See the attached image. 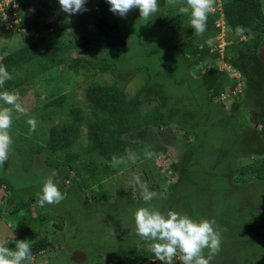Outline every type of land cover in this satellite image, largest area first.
Returning <instances> with one entry per match:
<instances>
[{
    "label": "rangeland",
    "instance_id": "1",
    "mask_svg": "<svg viewBox=\"0 0 264 264\" xmlns=\"http://www.w3.org/2000/svg\"><path fill=\"white\" fill-rule=\"evenodd\" d=\"M39 1L43 5L37 12ZM215 1L218 4L216 6L215 2L210 12L219 11L218 5H221L224 0ZM260 1L264 14V0ZM26 4L29 17L34 14V11L36 12L34 18L40 27L36 31V36L47 33V31L50 32L49 30L56 27V25L45 27L44 24L49 22L57 24L59 37L68 47L66 53L69 52V56L76 57L78 53L75 49L79 46L84 49V45L88 42L87 38H89L91 42L95 41L91 44L88 42L83 56L91 55L90 57L95 61H99L108 52L111 55L118 54L121 58L123 57L124 68L121 71L120 84H122L126 95L133 96L140 88H144L142 97L154 100L141 104L142 112L160 103L165 119L169 122L170 140L173 138L182 139V133L189 130L187 138L189 137L190 141L186 144L185 155L187 156L186 160H190L192 154L195 156L194 166H192L195 178L201 180L213 169H217L214 173L218 175L223 174V170H227L228 163L219 161L217 153L228 156L230 151L231 155H237L241 152L250 153L259 148L263 150V147L258 145L254 139V130L259 126L254 124L249 116H245L246 107H240L238 113L236 110L238 121L231 122L230 126L224 125L214 117L213 104L212 107H206L205 104L201 107L196 103V100L199 101L201 94L204 93L203 89L200 90L196 87L199 84L197 79H193L194 82H191L196 88L195 91L187 85L178 87L182 86V83L178 84L176 77L180 82L186 80L187 77L178 75L173 68L175 56H177L176 50L181 48V42L184 40L183 32L187 31L190 35L194 32L193 28L187 26L189 15L178 14V4L163 8L160 6L157 16L149 22L139 18L138 9L131 10L126 17L112 13L107 0H86V10L73 15L63 12L58 0H26ZM101 16L119 23L123 27L122 29L129 31L130 36L126 39L124 47L118 50L107 48L106 42H102L101 33L95 23V19ZM23 17L25 21L28 19L25 15ZM3 23L5 26L0 27V53L10 52L31 38L27 33L23 35L16 31L18 28H15L11 17L6 18ZM223 23L221 18L215 22V25L219 27V32L208 40L211 52L218 49L221 53L227 44L234 41V38L244 40L243 35L237 37L235 33L226 29ZM25 31L26 29H23V32ZM257 37L258 40H254L257 42L258 48L264 37ZM222 58H224V53L220 55L216 65L207 59L195 66H190L189 68H193L188 70V73L191 71L193 75L197 70L203 74L211 70L213 65L217 71L225 70L229 78L226 91L213 99L212 102L219 105L222 112L229 114L234 110L235 103L242 101L246 82L249 79L253 81L258 76H264V71L261 73L259 68L254 70V67L252 69L250 66V75L247 76L240 70L244 66L241 61H237V65L233 66L226 60L222 61ZM258 58L260 59L259 55ZM131 60H134V63ZM194 63L195 60L192 58L191 65ZM27 69L31 70V68ZM70 70L65 65L50 69L49 72L25 81L21 87L13 91L17 94L25 113L13 111V124L10 130L13 151L9 154L7 162L0 167V178H5L9 184L6 186L0 183V239L10 237L11 233L17 240H28L29 243L40 238L49 239L53 247L50 250H44L38 257H33L29 264H109L108 259L120 257L118 249L120 252H131L137 245L132 212L136 207L147 206L141 196H137L140 192L134 186L133 177L140 176L146 182L141 168L143 166L146 169L150 168L151 174L161 173L165 180H176V176L170 174L168 169L172 161L170 152L175 154L179 149L177 146L173 147L174 144L161 139V149L163 148L168 153L167 155L162 152V155L146 157L143 152H140L134 163L128 161L127 158L122 163L114 161L112 164L118 166L116 173L105 178L100 185L93 186L88 190L85 188L79 190L78 183L70 182V180L64 181L63 174L60 175V179L64 182L61 184L59 175H55L54 181L60 191L65 193V199L59 204L41 206L38 203L36 194L40 191L43 181L59 169L55 168V159L50 155L47 156L48 152L45 146L49 135L48 129L59 119L62 121L72 102L84 110L85 105L87 106L85 88L89 82L112 84L114 80L118 81L117 75H113L110 71L87 79L82 74H76L73 68ZM78 72H84V70L79 69ZM117 83L119 84V81ZM230 83L233 84L231 89L229 88ZM258 88L255 89L258 95L257 100L264 97V83L261 88ZM60 94L66 96L62 104H66L65 110L52 115L51 120L47 116V112L44 114L43 104ZM254 99H252L253 104L255 103ZM0 106L5 105L0 102ZM84 112L86 111L84 110ZM29 119L36 121L35 131H32L28 124ZM251 121L253 130H251ZM190 122L195 123L193 129ZM195 132L202 139L199 145H195L193 142ZM80 135V138L75 141L74 148L86 144L85 125L81 126ZM146 137L151 139L155 136ZM150 143L152 145L146 147L148 153L152 148L158 147L157 142ZM262 144L264 145V141ZM129 152L133 153L131 150ZM55 156L57 157V154ZM46 158H48L50 166L42 162ZM248 159V156L242 155L237 159V163L244 164L249 161ZM232 163L233 161L230 159L231 166ZM231 166L230 168H232ZM80 173L84 174V171ZM71 178H77L73 172H70ZM263 186L264 181L250 180L236 187V195L232 199L238 206L246 207V213L249 212L250 215V218H248L249 215L245 217L243 221L245 225L252 226L253 217L251 214L256 213V208H260V205L264 206ZM4 187L9 190L6 191ZM130 187L131 191L128 194L127 189ZM156 198L155 196L154 199ZM205 198L200 191H193L192 204L197 218H204L199 211L201 205L199 201ZM110 205L117 208L109 209ZM13 207L15 208L13 209ZM164 207L161 211L168 210ZM175 211L178 212V210ZM60 224L63 225L62 230L58 229ZM216 224L218 223L216 222ZM7 246L14 248L15 244L10 241ZM146 246L148 247V245ZM205 252L208 250L204 251V256L207 258ZM132 264H162V262L155 257ZM175 264H179V261H176Z\"/></svg>",
    "mask_w": 264,
    "mask_h": 264
},
{
    "label": "trees",
    "instance_id": "2",
    "mask_svg": "<svg viewBox=\"0 0 264 264\" xmlns=\"http://www.w3.org/2000/svg\"><path fill=\"white\" fill-rule=\"evenodd\" d=\"M13 1L17 4V7L12 5ZM13 1L5 6L7 14L13 13L18 17L20 20L15 25V28H18L16 31L23 33V35L27 33L31 38L10 52L0 53V64L5 65L13 77V79L6 82L5 89L13 92L21 87L25 81L62 65H65L69 71L73 68L76 74H82L87 79H92L94 75L97 76L110 71L113 75H117L119 81V84L115 80L112 84L89 82L85 88L87 106L85 105L84 110L86 112L73 102L71 105L69 103L70 107L68 106V111L62 121L59 119L57 123H54L48 129L49 135L45 147L48 152L47 156L53 157L55 168H59L55 172L56 175H59L58 178L60 179V175L63 174L64 181H73V183H78L79 190L82 188L88 190L93 186L100 185L105 178L114 175L118 166L116 167L112 163L119 158L126 159L130 150L137 154L138 158L140 152H143L144 155L148 153L146 147L152 145L150 142H157L158 147L151 149V155L156 156L162 152V154L167 155L168 153L163 148V150L161 149V139L172 143L174 144L173 147L177 146L179 149L175 154L170 152L172 161L168 170L170 174L176 176L175 181L165 180L161 173L151 174L150 168L141 167L146 183L150 190L156 193L157 197L150 201L147 206L160 210L165 206L164 208L168 210H178V212L187 214L193 219H199L200 217L195 216L192 195L193 191H200L203 197L206 198L199 201L201 203L199 211L204 218L215 221L214 227L217 226L216 229H219L221 236L219 253L211 257L212 263L210 264H264V206L260 205L259 213L256 210V213L251 214L253 217L252 226H248L243 221L249 215V212L246 213V207L238 206L236 201L232 199L236 195L235 191L238 185L250 180L264 181V145L262 144V141H264V97L257 100L258 95L255 92V89L257 90L258 86L261 88L264 83V76L261 75L253 81L249 79L246 82L242 101L236 102L234 110L229 114L222 112L219 105L212 102L213 99L225 93L226 85L229 82L225 70L217 71L213 68L216 61L220 59L221 54L224 53L222 61L226 60L227 63L233 66L237 65V61H241L244 66L240 70L244 75H250V66H252V69L254 67V70L259 68L261 73L264 71V63L258 58L257 42L252 38L255 36L264 37V14L261 1L224 0L221 4V10L209 12L207 30L204 34L199 36L195 31L191 35L187 31L183 32L184 40L181 42V48L176 50L177 56H175L173 68L178 75L187 77L186 80L180 82L178 77L175 76L178 84L182 83V86L178 87L187 85L195 91L196 88L191 82H194L193 79H197L199 84L196 87L204 91L201 94V99L196 100L198 106L203 107L205 104L206 107H212L213 104L216 120H220L224 125L229 126L231 122L238 121L235 112L237 110L238 113V109L243 106L246 107L245 116H249L253 123L259 126L254 130V139L258 145L263 147V150L259 148L250 153L241 152L237 155H231L230 151L228 156L217 153L218 160L228 163L229 167L227 170H223L221 175L214 173L217 169H213L201 180L195 178V173L192 172L194 154H192L190 160H186V144L190 141L189 137L187 138L189 130L182 133V139L173 138V140H170L168 135L171 133L168 131L169 122L165 119L164 110L161 108L160 103L142 112L140 105L150 103L154 99L142 97L143 87L133 96H127L124 92L122 84H120L121 71L124 68L123 57L121 58L118 54L111 55L108 52L99 61H95L94 58L90 57L91 55L87 56L85 54L86 56H83V51L88 47V44L95 41L91 42L89 38H87L89 43L87 42L84 45V49L80 46V48L75 49L78 53L76 57L69 56V52L66 53L68 47L59 37V26L57 24L50 22L44 24L45 27H54L55 25L56 27L49 30L50 32L47 31V33L36 36V31L40 28L34 18L36 12L34 11V14L29 17L26 0ZM158 2L162 8L169 6L167 0H158ZM42 5L39 1L37 12L41 10ZM23 15L27 16L26 21L23 20ZM221 15L226 29L235 33L237 37L245 35L247 38L244 40L234 38L231 44H225L226 46L221 53L218 49L211 52L208 40L218 34L219 27L215 25V22ZM3 22L0 15V27H3ZM95 23L101 33L100 38L102 42H106L107 48L118 50L126 45V39L130 36V33L122 29L123 27L119 23H115L104 16L97 17ZM187 26L191 27L190 18ZM25 28L26 31L23 32ZM192 58L195 60L193 65H191ZM207 59L215 64L212 69L210 68L211 70L203 74L197 70L193 75L191 71L188 73V70L193 68H189L190 66H195ZM131 62L134 63V60H131ZM27 68H31V70ZM79 69H83L84 72H78ZM232 87L233 84L230 83L229 88ZM2 90L0 89V91ZM65 97V94H60L43 104L44 114L47 112L49 119L59 111L65 110L66 104L62 105ZM253 98H255L254 104L252 103ZM82 125H85L86 144L74 148L75 141L81 136L80 128ZM194 125L195 123L190 122L192 129ZM251 130H253L252 121ZM150 135L155 137L148 139L146 136ZM193 140L195 145L201 144L200 141H202L196 135V132ZM55 154H57V157ZM242 155L248 156L249 161L238 164L237 159ZM230 159L233 161L232 166L230 165ZM187 161H189L188 164H186ZM42 162L49 165L48 158ZM81 171H84V174L80 173ZM70 172H73L77 178L70 179ZM63 180L60 179L61 184L64 183ZM0 183L6 186L9 185L5 178H0ZM4 189L9 190L5 187ZM127 190L129 194L131 187ZM90 192L94 193L95 191ZM254 195L256 194L254 193ZM137 196L140 197V194H137ZM108 207L109 209L117 208L112 205ZM248 218H250V215ZM62 226L60 224L58 229L62 230ZM136 236L137 245L131 252H120L118 249L117 252L120 257L108 259L109 264H132L143 259L155 258L149 250V242L142 240L138 235ZM30 245L31 259L38 257L44 250H50L53 247L52 242L47 238L34 240L30 242ZM206 250L208 249L204 251ZM209 254V250L205 252L207 257Z\"/></svg>",
    "mask_w": 264,
    "mask_h": 264
},
{
    "label": "clouds",
    "instance_id": "3",
    "mask_svg": "<svg viewBox=\"0 0 264 264\" xmlns=\"http://www.w3.org/2000/svg\"><path fill=\"white\" fill-rule=\"evenodd\" d=\"M167 2L170 6L179 4L178 14L189 15L190 26L197 35L202 36L207 30L208 15L216 1L167 0ZM58 3L61 10L69 15L86 10V0H58ZM107 3L110 6V11L121 17H126L131 10L138 9L139 18L145 22L151 21L160 11L158 0H107ZM217 4L216 2V6ZM12 5L17 7L14 1ZM218 6L221 10V5ZM0 15L3 21L11 17L14 25L20 20L13 13L8 15L6 12H0ZM220 18L224 22L222 15ZM11 79L13 77L7 67L0 64V89H3L0 91V102L5 105L0 106V167L7 162L9 154L13 151V139L10 133L13 124V111L25 113L17 94L4 88L6 82ZM28 124L31 130L35 131L36 121L29 119ZM145 155L150 157L151 153ZM136 159L135 153L127 154L128 161L134 163ZM122 162H125L124 158L116 159V163ZM55 175L56 173L53 172L46 178L40 191L36 194L37 201L41 206L59 204L65 199V193L60 191L54 181ZM133 181L144 204L148 205L156 193L151 191L148 184L139 176H134ZM132 216L136 234L142 240L149 242V250L162 264H175L176 261H179V264H210L211 257L219 253L221 236L214 227V220L193 219L187 214L171 209L161 211L151 206L136 207ZM10 241L15 244L14 248L7 246ZM205 249H208L210 253L207 258L204 256ZM31 258V245L28 240H17L13 233L10 237L0 239V264H29Z\"/></svg>",
    "mask_w": 264,
    "mask_h": 264
},
{
    "label": "built area",
    "instance_id": "4",
    "mask_svg": "<svg viewBox=\"0 0 264 264\" xmlns=\"http://www.w3.org/2000/svg\"><path fill=\"white\" fill-rule=\"evenodd\" d=\"M12 0H2L0 1V12L7 13V10L5 9V6ZM13 17V16H12ZM222 21V20H221ZM223 22V21H222ZM224 24V23H223ZM221 29H223V26H221Z\"/></svg>",
    "mask_w": 264,
    "mask_h": 264
},
{
    "label": "water",
    "instance_id": "5",
    "mask_svg": "<svg viewBox=\"0 0 264 264\" xmlns=\"http://www.w3.org/2000/svg\"><path fill=\"white\" fill-rule=\"evenodd\" d=\"M258 55L262 61H264V39L258 46Z\"/></svg>",
    "mask_w": 264,
    "mask_h": 264
},
{
    "label": "flooded vegetation",
    "instance_id": "6",
    "mask_svg": "<svg viewBox=\"0 0 264 264\" xmlns=\"http://www.w3.org/2000/svg\"><path fill=\"white\" fill-rule=\"evenodd\" d=\"M243 39H246L247 37L245 36V35H243ZM252 38H254L255 40L257 39L258 40V37L257 36H255V37H252ZM260 208H256V210H257V212L259 213V210ZM254 223V222H253ZM218 232H219V229H216ZM211 263H212V261H211ZM213 263H214V261H213Z\"/></svg>",
    "mask_w": 264,
    "mask_h": 264
}]
</instances>
